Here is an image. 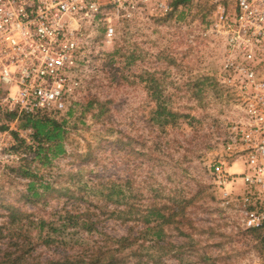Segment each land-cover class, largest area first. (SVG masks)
<instances>
[{"label":"rangeland","instance_id":"374dc122","mask_svg":"<svg viewBox=\"0 0 264 264\" xmlns=\"http://www.w3.org/2000/svg\"><path fill=\"white\" fill-rule=\"evenodd\" d=\"M219 4L233 9L234 0H189L166 14L117 7L85 23L82 86L67 111L51 116L66 120V152L35 158V131L33 142L15 135L10 156L0 152V225L13 212L29 215L16 240L34 239L24 247L29 263L65 253L88 261L83 249H117L119 238L140 236L142 215L156 205L166 216L163 236L142 233L138 245L117 249L121 264H264V229L246 228L231 188L216 176L239 111L218 78L223 43L210 19ZM160 104L177 119L162 124ZM10 122L0 115V125ZM68 213L88 224L54 234L67 244L43 241L47 223L58 227ZM7 244L0 235V261Z\"/></svg>","mask_w":264,"mask_h":264},{"label":"built area","instance_id":"2783aa9c","mask_svg":"<svg viewBox=\"0 0 264 264\" xmlns=\"http://www.w3.org/2000/svg\"><path fill=\"white\" fill-rule=\"evenodd\" d=\"M177 1L0 0V115L14 113L17 122L67 111L82 86L85 23L117 7L166 14ZM210 29L223 43L219 81L239 108L228 124L227 156L216 176L231 188L246 228L259 229L264 226V0H234L233 9L219 4ZM113 30L108 26L107 34ZM12 120L0 127L4 157L11 155L15 135L34 141L32 126L14 127Z\"/></svg>","mask_w":264,"mask_h":264},{"label":"trees","instance_id":"16d2710c","mask_svg":"<svg viewBox=\"0 0 264 264\" xmlns=\"http://www.w3.org/2000/svg\"><path fill=\"white\" fill-rule=\"evenodd\" d=\"M189 0H178L174 3L173 9L171 12L176 9L180 4L185 3ZM170 12V13H171ZM169 13V14H170ZM209 78H205L202 81H199V84L204 85L206 82H208ZM153 96L160 98V90L154 91ZM72 112L69 111V114ZM158 116L160 117V121L162 124L166 125L169 124L170 120H175L179 116V113L168 109L166 105H159V109L157 111ZM7 118L13 119L15 118L16 114L9 113L6 114ZM66 123V120H63L62 122L58 121L55 118H51V116L48 115H38V116H22L19 118V126L20 127H27L32 126L35 131V141L37 144V149L34 154L35 158L39 159H47L49 160L50 157L48 155V152L52 151L53 156H56L58 154H62L66 152V147L63 143V139L65 136V133L67 132L64 128V124ZM0 127L5 128L6 125H1ZM48 144V145H47ZM32 185L34 182L31 183ZM17 212H13L9 215V220L3 223V225H0V235L1 237L7 238L8 244L7 248L5 250V256L0 261V264H121L123 263L124 259H126V256H122L121 254L117 253V249H123L125 247H133V245L136 243L138 245V240L141 237V234L152 236L153 238H156L158 241L163 236L164 232L162 227V218L163 220L166 219L165 214L159 208L155 205L154 208L149 210L145 215H142V218L145 223H148L147 227H145L144 230L141 231V234L139 237H134L135 240L131 239L130 237H121L118 239V246L117 249H102L103 247H90L83 249L81 251L82 254L89 253L90 252V258L91 260L85 261L81 259V255H71L69 253H65L61 258H58L56 260L50 259L48 263H42L40 261H35L32 263L28 262V259L30 256H26L27 251L24 249L25 246L31 247L33 246L34 239L30 235L25 236L24 243L19 244L17 239L19 240L18 236V227L25 226L26 224L23 222V217H27L29 215H24L22 217L18 216L16 214ZM128 213L134 214V211H130ZM151 215H155L156 218L152 219L150 218ZM81 216L82 214H69L67 215V219L64 223L59 225L58 227L55 226V224L52 222H46L44 219L40 220V224L42 227L46 225V223L51 226V230H48L45 232V237L42 236L43 229L40 231L39 236L43 238V241L45 242H51L56 243L60 241V243L67 244L66 237H55V233L57 232H63L65 227H68L72 224H78L81 225L83 228L88 224L86 221H82ZM126 216V215H124ZM123 216V217H124ZM173 217V215H172ZM155 222V224L152 225V222ZM176 222L174 219L167 221L166 223H172ZM97 224V221L90 220V225L92 227H95ZM264 229V226L261 228ZM60 235V234H59ZM147 238H143V241H146ZM157 244V241H155ZM158 245H152V247H156ZM149 264V262H148Z\"/></svg>","mask_w":264,"mask_h":264}]
</instances>
